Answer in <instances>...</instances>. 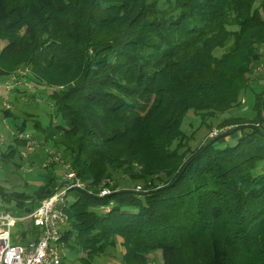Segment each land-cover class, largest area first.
Returning <instances> with one entry per match:
<instances>
[{"label": "trees", "instance_id": "16d2710c", "mask_svg": "<svg viewBox=\"0 0 264 264\" xmlns=\"http://www.w3.org/2000/svg\"><path fill=\"white\" fill-rule=\"evenodd\" d=\"M256 4L0 0V81L29 71V86L10 97L17 111L2 116L21 133L32 124L86 185L68 194L63 235L83 264H98L118 245L122 264H264V129L254 124L264 122V92L253 120L232 114L263 60ZM30 85L32 103L36 87L50 90L56 116L46 128L23 111ZM189 112L208 128L230 114L220 127L232 131L217 139L236 140L190 150ZM27 143L14 138L1 162ZM57 186L32 197L1 192L32 210ZM105 188L111 193L100 197Z\"/></svg>", "mask_w": 264, "mask_h": 264}, {"label": "built area", "instance_id": "2783aa9c", "mask_svg": "<svg viewBox=\"0 0 264 264\" xmlns=\"http://www.w3.org/2000/svg\"><path fill=\"white\" fill-rule=\"evenodd\" d=\"M255 72L264 74V61L258 64ZM28 70H19L9 79L0 81V152L5 146L4 131L15 136L11 131L9 122L2 116L3 112L13 111L11 104L12 91L19 85L25 87L27 84ZM28 142V148L35 146L30 134L17 136ZM47 159L43 167L51 164L62 165V155L54 150L47 151ZM66 172L62 177L63 186L47 199L43 200L39 207L27 212L24 216L17 218L12 212H0V264H63L66 245L63 242L64 231L68 226L69 217L65 212L68 194L71 190H85L86 185L80 181L71 167L66 166ZM2 165L0 163V174ZM106 189V188H105ZM140 190V187L136 189ZM109 195L110 192L102 190L100 197ZM111 206L102 208L108 213ZM30 224L36 233V238L27 244L14 243L12 232L16 225Z\"/></svg>", "mask_w": 264, "mask_h": 264}, {"label": "rangeland", "instance_id": "374dc122", "mask_svg": "<svg viewBox=\"0 0 264 264\" xmlns=\"http://www.w3.org/2000/svg\"><path fill=\"white\" fill-rule=\"evenodd\" d=\"M258 7H261L262 9V16L264 18V0H257V4ZM5 41L0 40V52L2 51V49L5 46ZM224 51L220 50L218 51L217 55L220 56L223 54ZM261 54L263 56V60H264V47L261 49ZM262 60V61H263ZM252 78L255 79L252 82V91L242 99V103L241 106L239 108H237L236 110L233 111L232 114H234L235 116L238 117H242V118H246L249 120H253L254 117H256L255 112L253 110V106L255 103V96L262 94L264 92V74H259L257 72H255V69H253V73H252ZM24 85V84H23ZM29 90H26V97H25V102L26 105L24 106L23 111L25 113L28 114H34L35 116H37L36 118L38 119V121L41 123L43 128H46L50 125L52 117L56 116V110L51 106L48 105L47 101H48V97L50 94V90L45 88V87H36V94L35 97L38 98V100H34L33 103L31 102L33 97V93H30L29 91H34V85H30V87L28 88ZM41 101V102H40ZM13 105V104H12ZM19 110L21 111V109L19 108ZM17 111L16 107L13 105V112ZM22 113V112H21ZM263 117H264V110H263ZM228 118L230 119V114L227 115H223L221 117H217L213 120L209 121V125L212 126L211 128H208L206 126L202 125V121L201 118H199L197 115H195L194 113L189 112V116L187 117V119L185 120V123L183 125V131L186 133V137H187V148L189 147L190 150L195 151L198 148L202 147V145H204L205 143H207V141L213 140L217 143V145L219 146H224L226 145L228 142H231L233 140H236L238 134H232L230 135V138H225V139H217L219 138V136L221 134H228V132L232 131L233 127L232 126H225V127H220L223 123V121L228 120ZM256 124L255 126L257 127H261L262 129H264V122L263 124L260 123H254ZM12 124H9L8 126H10L11 131L14 132L15 136L10 135L8 132L4 131V135H5V143L7 144H12L14 142V138L20 139L17 136L20 134H23L21 132L18 131V128L11 126ZM33 125H30V130L29 132H25L24 134H30L31 135V139L34 142L35 146L33 148H28V143L25 146H20L18 147L19 150V155L15 158L18 161H26L22 155H27L29 156L30 154H37L40 152V155L42 156L43 160L41 162V164H32L30 166H24L26 170H30V175L32 174H40V175H47L50 173V171H54L55 169L53 168L52 164L48 167H43V163L46 161L47 159V151L50 149L54 150L55 152H58L62 155L63 158V164L62 165H56V167L58 169H60L61 171H56V173L58 175H61L63 177V175L66 172V166H69L68 161L65 159V155H63L62 151L56 147H52V145L49 144H44L43 141H41L42 137L38 134H36L32 129H34L32 127ZM7 135V136H6ZM9 135V137H8ZM43 140V139H42ZM219 140V141H216ZM28 163V162H27ZM25 164V163H24ZM26 165V164H25ZM4 166L7 168L8 165L6 166L4 164ZM5 168V169H6ZM29 168V169H28ZM6 170H3V173L6 174ZM2 179H4V177H2ZM30 181V180H29ZM31 182V181H30ZM7 185L10 186H18V187H22L25 185V183H22V181L20 182H15V181H10L8 180V182H6ZM113 184V183H112ZM36 184H34L32 182L31 186H35ZM126 187V186H124ZM102 190H107L109 191V188L106 189H102ZM101 190V192H102ZM101 192L99 193V196L101 194ZM111 193V191H109ZM106 197V196H104ZM68 199V198H67ZM10 211L13 212L16 215H20L21 216L25 215L24 213V209L21 208H13L14 206L11 205ZM23 228L19 226H17L16 229L13 230V233L17 234L19 232H22ZM122 253H123V248L118 245V247L116 249H112L110 250V255H104V257H102L101 259H98V264H122L121 259H122ZM83 253H78L76 251L73 250H65V258H64V264H83L81 258L83 257Z\"/></svg>", "mask_w": 264, "mask_h": 264}, {"label": "crops", "instance_id": "0c3cea01", "mask_svg": "<svg viewBox=\"0 0 264 264\" xmlns=\"http://www.w3.org/2000/svg\"><path fill=\"white\" fill-rule=\"evenodd\" d=\"M8 146H9V144L6 143L5 146L1 149L0 155L4 152H7ZM18 155H20V154H18ZM22 156L26 161H24V160L18 161L15 159L16 157L14 159H12V161L10 163L1 162V160H0V163L2 165V173L0 174V212H2V211L11 212L9 209V208H11L10 207L11 205L14 206L13 208H17V209L20 208L16 204H14L12 202H8L7 199L5 200V198H3L4 195H2V192L5 195H10V194L15 193V192H24L28 196L32 197V196H36V195L41 194L47 188V186L52 182L55 184H59V186H57L58 188L56 189V191H58L64 184V182L62 180V176L58 175L55 171L58 169L57 167H55L54 168L55 170L52 172L50 171V173L47 175H44V174L43 175H40V174L30 175L31 169L30 170L24 169L25 168L24 166H30L32 164H34V165H36V164L40 165L41 164L43 158L40 155V152L37 154H30L29 156L23 154ZM4 164L6 166L8 165V167L6 168L4 166ZM3 170L7 171L6 174L3 173ZM58 170L61 171L60 169H58ZM2 177H4V179H2ZM8 180H10V181L12 180V181H15L17 183L22 181V183H25V185L22 187H18V186H14V185L10 186V185L6 184V182H8ZM32 182L36 185L31 186ZM21 209H24L25 214L27 213V210H28L27 208H21ZM12 214L17 218L22 217L21 216L22 214L16 215L13 212H12ZM19 225H20V227L23 228V230H22V232H19L17 234L16 233L14 234L12 232V240L14 243L27 244L31 239L36 238L35 231L32 228H31V230H27L26 225H22V224L18 223L14 229H16L17 226H19Z\"/></svg>", "mask_w": 264, "mask_h": 264}, {"label": "water", "instance_id": "95a60500", "mask_svg": "<svg viewBox=\"0 0 264 264\" xmlns=\"http://www.w3.org/2000/svg\"><path fill=\"white\" fill-rule=\"evenodd\" d=\"M33 203H34V201H33ZM30 211H31V209L27 210V212H30ZM26 228H27V230H31V225L30 224H26Z\"/></svg>", "mask_w": 264, "mask_h": 264}]
</instances>
